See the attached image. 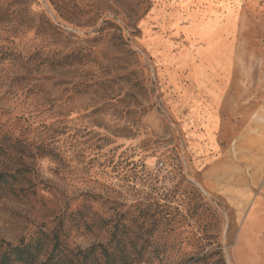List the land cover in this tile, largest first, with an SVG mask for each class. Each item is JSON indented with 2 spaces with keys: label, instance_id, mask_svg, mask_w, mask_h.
<instances>
[{
  "label": "rangeland",
  "instance_id": "obj_1",
  "mask_svg": "<svg viewBox=\"0 0 264 264\" xmlns=\"http://www.w3.org/2000/svg\"><path fill=\"white\" fill-rule=\"evenodd\" d=\"M0 151L2 241L264 264V0H0Z\"/></svg>",
  "mask_w": 264,
  "mask_h": 264
},
{
  "label": "trees",
  "instance_id": "obj_2",
  "mask_svg": "<svg viewBox=\"0 0 264 264\" xmlns=\"http://www.w3.org/2000/svg\"><path fill=\"white\" fill-rule=\"evenodd\" d=\"M2 152L0 151V155ZM9 180H15L14 177L4 176L0 174V187L7 185ZM55 233H53L54 235ZM45 234L41 233V237L37 240L21 241L19 245L7 243L0 240V264H57L58 261L65 262V256L62 253L63 245L60 243V251L57 256H50L45 248ZM54 237V236H53ZM58 243V238H54ZM62 248V249H61ZM93 258V256H89ZM107 264H115L113 261Z\"/></svg>",
  "mask_w": 264,
  "mask_h": 264
}]
</instances>
